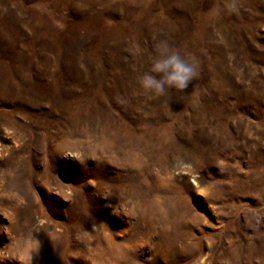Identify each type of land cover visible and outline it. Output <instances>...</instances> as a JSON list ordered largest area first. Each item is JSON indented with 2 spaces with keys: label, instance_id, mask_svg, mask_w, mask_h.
Listing matches in <instances>:
<instances>
[{
  "label": "rangeland",
  "instance_id": "obj_1",
  "mask_svg": "<svg viewBox=\"0 0 264 264\" xmlns=\"http://www.w3.org/2000/svg\"><path fill=\"white\" fill-rule=\"evenodd\" d=\"M0 0V264H264V0ZM198 64L145 95L154 39Z\"/></svg>",
  "mask_w": 264,
  "mask_h": 264
},
{
  "label": "clouds",
  "instance_id": "obj_2",
  "mask_svg": "<svg viewBox=\"0 0 264 264\" xmlns=\"http://www.w3.org/2000/svg\"><path fill=\"white\" fill-rule=\"evenodd\" d=\"M229 11L236 9L235 0H226ZM155 55L150 68L137 78V84L145 95L165 96L170 91L183 92L198 77V64L170 45L167 39L153 42Z\"/></svg>",
  "mask_w": 264,
  "mask_h": 264
}]
</instances>
